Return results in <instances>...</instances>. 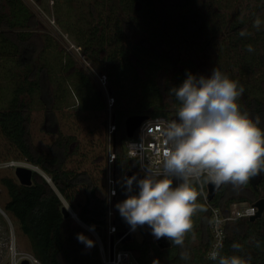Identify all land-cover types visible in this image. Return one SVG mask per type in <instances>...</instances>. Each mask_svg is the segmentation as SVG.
Instances as JSON below:
<instances>
[{"label":"trees","instance_id":"16d2710c","mask_svg":"<svg viewBox=\"0 0 264 264\" xmlns=\"http://www.w3.org/2000/svg\"><path fill=\"white\" fill-rule=\"evenodd\" d=\"M56 4L57 13L52 15L58 25L78 45L81 56L106 78V94L99 90L103 98L99 103L93 100L91 108L105 112L107 141L100 156L104 165L99 177L87 168L67 166V157L72 154L66 147L69 140L59 137L48 151L35 143L30 99L35 94L44 97L46 116L55 127L58 119L52 103L61 100V92L53 94L47 88L50 64L41 58L46 46L36 38L37 17L23 0H0L1 57L14 62V87L8 107L0 112V131L17 151L13 156L16 160L37 166L51 178L49 181L39 170L33 171L32 184H23L14 176L0 177L9 196L4 210L29 237L35 256L43 264H77L62 237L64 223L72 218L63 213L65 199L81 222L103 227L101 239L105 243L111 208L115 237L125 234L120 247L131 250L139 264H264V212L255 220L240 217L227 221L221 252L216 258L207 256L213 241L209 203L228 214L234 202H255L264 197V26L256 22L264 18V0H257L253 21L240 12L216 20L213 13L217 6L213 8L211 0H136L135 7L154 22L150 30L136 17L123 15L119 0H56ZM135 31L141 32V39L134 38ZM64 55L67 66L63 69L73 68L71 55ZM199 56L217 62L211 87L197 66L195 58ZM172 65L171 78L163 80ZM213 89L216 94L211 96L209 107L206 94ZM109 97L114 99L111 110ZM193 112L208 126L218 119L234 120L252 136L253 147L236 157L225 183L209 203L197 179L181 180L165 223L169 245L161 247L148 226L140 223L143 214L127 209L124 200L134 193L153 191L165 204L170 184H157L145 177L125 180L128 170L138 168L137 159L126 152L125 120L132 114L189 117ZM110 122L115 125L111 134ZM75 146L77 149L78 142ZM110 150L115 153L111 169ZM255 169L262 173L258 188L249 181ZM110 171L117 188L111 198ZM79 187L83 188V200L74 198Z\"/></svg>","mask_w":264,"mask_h":264},{"label":"rangeland","instance_id":"374dc122","mask_svg":"<svg viewBox=\"0 0 264 264\" xmlns=\"http://www.w3.org/2000/svg\"><path fill=\"white\" fill-rule=\"evenodd\" d=\"M23 1L38 19L39 27L37 28L36 38L41 41L42 46H46L41 58L43 56V58L47 60V65L50 64L48 67L51 77L50 81L47 82V88L53 94L55 92L59 93V91L63 94L62 96L59 94L61 100H56L55 103H52L54 115H56L58 119L57 126L55 125V127L53 124H50L51 121L46 116L47 104L45 103L44 97L35 94L32 99H30L29 96H27V99L33 100L31 103L34 108L31 116L32 132L35 143L45 151H48L51 144L59 137H61L62 141L69 140V142L66 143V147L68 148L67 151L69 153L72 152V154L67 157V166L87 168L92 175L99 177L100 170H102L104 165L103 158L100 156L104 152L107 141L103 123L105 112L101 109L91 108V102L96 100V103H99V98L102 100L103 97L102 94L99 93V90L103 91L104 95L106 94L107 84H104L106 78H104V74L96 69L92 63L90 64L81 56L78 45L73 42L67 36L64 29L58 25L53 16L57 13L56 6L58 3L56 4V0ZM204 1L206 2V0ZM211 1L214 4L213 8L217 6L215 9L216 11L214 10L213 13L216 20H226L237 12H240V15H245L246 18H251L252 21L256 18L253 14L256 12L257 0ZM119 2L121 3L120 9L123 15L129 18L136 17V19H139L145 30H150L152 26H154L153 20L135 7L136 0H119ZM256 22H258V25L264 26V18H258ZM67 26L69 29H72V26ZM134 38L136 40L141 39V32L135 31ZM64 53L66 56L71 55L70 60L75 63L73 68L68 67L66 69L65 67L63 69L64 64L67 66L63 61L65 56ZM178 56L179 55L174 58L177 59ZM195 60L199 70L205 73L203 81L211 87L213 81L216 79L217 62L206 56L196 57ZM13 65L14 62L10 57H1L0 50V112L8 107L9 98L12 95L11 93L14 87V76L12 75V70L14 69ZM173 70H175L174 65L170 67L168 72L164 73L162 79H170ZM83 76L87 78L86 81H83ZM213 93L216 94L215 89L209 92V95L206 94L208 98L206 104H208L209 107H212L213 104ZM219 120L220 119L210 124L209 127L212 128ZM234 130L235 128L226 121L225 132L227 133ZM236 135L237 138L243 139V136H241L239 132H236ZM76 142H78L77 149L75 146ZM15 152L17 153L15 148L8 144V141L0 131V177L8 175L17 178L15 167L18 164H31L26 161L16 160L13 157L16 154ZM12 161H17L19 163L17 165H12ZM39 171L48 176L42 169L39 168ZM8 197L7 188L0 180V264H6L9 261L10 245L12 242L16 243L19 250H28L32 252L29 237L24 234L20 228L14 225L12 219L4 210L5 202ZM74 198L76 200L84 199L82 187L77 189ZM64 202L70 207L65 199ZM64 225L62 237L67 242V249L72 259L75 260L77 264H99L101 260L99 241L88 229L87 225L79 222L74 217L69 218ZM79 225L82 228H80ZM136 233L141 237L138 229Z\"/></svg>","mask_w":264,"mask_h":264},{"label":"built area","instance_id":"2783aa9c","mask_svg":"<svg viewBox=\"0 0 264 264\" xmlns=\"http://www.w3.org/2000/svg\"><path fill=\"white\" fill-rule=\"evenodd\" d=\"M105 83L106 81H104ZM113 101L112 97L108 98L109 110H111ZM226 121L235 128L234 131L226 133L224 123L216 129L215 134L212 136H210L209 130L198 145H193L187 141L182 135V127L180 130L171 117L166 115L150 116L140 124L133 136H127L125 142L126 152L130 157L137 159L138 168L136 170L149 180H162V184H170L169 196L165 204L153 191L134 193L125 198L124 205L127 209L139 210L143 214L140 223L144 222L146 224L148 220L155 217H161L164 223L169 220L170 209L176 202L181 180L185 177L199 181L203 196L209 203L210 200L207 199L208 182H218L221 178H225L231 164L241 154L248 141L246 133L241 131L231 119H226ZM114 129L115 125L110 122L109 133L111 134ZM236 132H239L243 139L237 138ZM114 157L115 153L110 150L108 157L110 169ZM18 163L12 161V165ZM203 178L206 179L205 183ZM116 193V182L110 171L108 195L111 198ZM209 208L211 210L213 241L208 251V257L216 258L225 243L226 222L240 217H250L256 213L257 207L254 202H234L228 214H225L220 207L210 203ZM69 209L71 216L81 222L78 214L71 207ZM112 213L110 208L108 210V240L106 243L92 225L86 224L99 241L101 252L99 264H139L131 250L120 247L125 234L114 238V250L111 255V235H115L116 232V226L111 219ZM24 260H28L29 264H43L34 253L28 250H19L16 243L12 242L9 261L6 264H21Z\"/></svg>","mask_w":264,"mask_h":264},{"label":"water","instance_id":"95a60500","mask_svg":"<svg viewBox=\"0 0 264 264\" xmlns=\"http://www.w3.org/2000/svg\"><path fill=\"white\" fill-rule=\"evenodd\" d=\"M150 115L145 114H132L128 116L125 120V127H126V135L131 137L134 135L135 130L140 126V124L147 118H149ZM171 119L175 122V124L179 127H182V135L183 137L191 142L193 145H198L200 141L206 136L208 131L210 130V136L214 135L216 132V129L221 127L225 120L221 119L218 122L214 124L212 128H210L207 125V122L200 117V114L197 112H193L189 117H185L179 114H175L171 116ZM232 122L246 135L248 136V141L245 144V146L242 149L241 154H246L247 150L251 149L253 147V138L252 136L247 133V131L240 127L234 120ZM192 164V163H191ZM189 165V167L191 166ZM39 170L37 166H34L32 164L29 165H23L19 164L15 167V174L18 178V180L23 184H32L33 181V171ZM46 178L50 181L51 178L46 176ZM125 180L127 182H134L138 179L143 178L142 173H140L137 170H128L125 173L124 176ZM262 173L260 170L255 169L249 178L250 183L255 187L258 188L257 183L261 180ZM225 178H221L218 182L210 181L208 182V193H207V199L212 200L216 193L222 188L224 184ZM155 183L162 184V180H154ZM254 205L257 207V211L255 214L251 215L249 217L250 220H255L256 218L260 217L264 212V197H261L257 199L254 202ZM63 213L65 217L71 216V211L69 207L64 204L62 207ZM146 225L148 228L153 232L155 235L156 240L159 242V245L161 247L169 245V240L165 232V223L162 220L161 217H155L146 222ZM99 236L101 237L103 235V227L101 225H94L93 226ZM114 238L115 235H111L110 240V253L113 254L114 250ZM21 264H29L28 260H24Z\"/></svg>","mask_w":264,"mask_h":264},{"label":"crops","instance_id":"0c3cea01","mask_svg":"<svg viewBox=\"0 0 264 264\" xmlns=\"http://www.w3.org/2000/svg\"><path fill=\"white\" fill-rule=\"evenodd\" d=\"M154 182V181H153ZM155 183V182H154ZM157 184H159V183H157ZM217 194V193H216ZM167 235V234H166ZM213 237V236H212ZM159 243V242H158Z\"/></svg>","mask_w":264,"mask_h":264},{"label":"flooded vegetation","instance_id":"af4514ba","mask_svg":"<svg viewBox=\"0 0 264 264\" xmlns=\"http://www.w3.org/2000/svg\"><path fill=\"white\" fill-rule=\"evenodd\" d=\"M179 128H181V126H179Z\"/></svg>","mask_w":264,"mask_h":264}]
</instances>
